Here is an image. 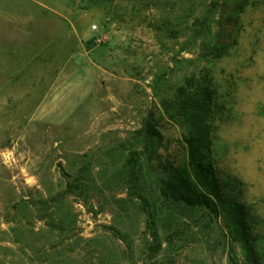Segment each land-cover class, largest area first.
I'll list each match as a JSON object with an SVG mask.
<instances>
[{"label":"rangeland","instance_id":"374dc122","mask_svg":"<svg viewBox=\"0 0 264 264\" xmlns=\"http://www.w3.org/2000/svg\"><path fill=\"white\" fill-rule=\"evenodd\" d=\"M223 2L0 0V264H248L221 215L161 191L187 133L163 102L202 76L264 264V0L213 58Z\"/></svg>","mask_w":264,"mask_h":264},{"label":"trees","instance_id":"16d2710c","mask_svg":"<svg viewBox=\"0 0 264 264\" xmlns=\"http://www.w3.org/2000/svg\"><path fill=\"white\" fill-rule=\"evenodd\" d=\"M248 4L249 0H224L222 3L224 8L219 18L216 43L209 52L213 58H221L228 53V40H237L241 16ZM211 14L212 10H207L202 21H197L205 25ZM217 97V88L209 76H202L198 80L191 77L173 98L163 102V109L187 133L181 140L185 148L184 159L180 162L166 159L162 163V195L166 200L192 208L208 207L216 215H221L233 239L242 243L248 264H263L256 246L257 238L250 231L245 205L240 201V183L230 175L220 176L216 168L214 128L223 108ZM142 129L150 141L162 140V134L148 119L144 121ZM137 155L134 152L128 160L130 174L134 178L137 175Z\"/></svg>","mask_w":264,"mask_h":264},{"label":"crops","instance_id":"0c3cea01","mask_svg":"<svg viewBox=\"0 0 264 264\" xmlns=\"http://www.w3.org/2000/svg\"><path fill=\"white\" fill-rule=\"evenodd\" d=\"M6 43H8V42H4V41H2V39L0 38V58H1V54H2V47H3V45H7ZM10 44V43H9Z\"/></svg>","mask_w":264,"mask_h":264},{"label":"built area","instance_id":"2783aa9c","mask_svg":"<svg viewBox=\"0 0 264 264\" xmlns=\"http://www.w3.org/2000/svg\"><path fill=\"white\" fill-rule=\"evenodd\" d=\"M94 27L96 28L97 26H96V25H94Z\"/></svg>","mask_w":264,"mask_h":264}]
</instances>
